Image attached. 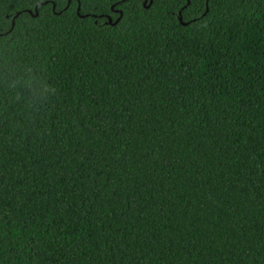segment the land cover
Listing matches in <instances>:
<instances>
[{"label": "trees", "instance_id": "16d2710c", "mask_svg": "<svg viewBox=\"0 0 264 264\" xmlns=\"http://www.w3.org/2000/svg\"><path fill=\"white\" fill-rule=\"evenodd\" d=\"M0 264H264V0H0Z\"/></svg>", "mask_w": 264, "mask_h": 264}, {"label": "snow or ice", "instance_id": "6c2138e0", "mask_svg": "<svg viewBox=\"0 0 264 264\" xmlns=\"http://www.w3.org/2000/svg\"><path fill=\"white\" fill-rule=\"evenodd\" d=\"M44 2V0H41V4ZM69 3H71V0H68Z\"/></svg>", "mask_w": 264, "mask_h": 264}, {"label": "water", "instance_id": "95a60500", "mask_svg": "<svg viewBox=\"0 0 264 264\" xmlns=\"http://www.w3.org/2000/svg\"><path fill=\"white\" fill-rule=\"evenodd\" d=\"M77 9H78V7H77ZM178 20H179V22L181 23L180 18H178ZM108 21H109V20H108Z\"/></svg>", "mask_w": 264, "mask_h": 264}]
</instances>
